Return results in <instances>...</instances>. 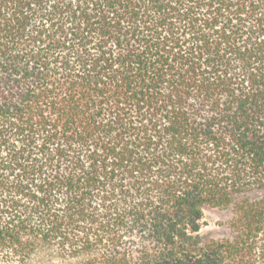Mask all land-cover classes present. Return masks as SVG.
<instances>
[{
	"label": "trees",
	"instance_id": "trees-1",
	"mask_svg": "<svg viewBox=\"0 0 264 264\" xmlns=\"http://www.w3.org/2000/svg\"><path fill=\"white\" fill-rule=\"evenodd\" d=\"M0 264H264V0H0Z\"/></svg>",
	"mask_w": 264,
	"mask_h": 264
},
{
	"label": "rangeland",
	"instance_id": "rangeland-1",
	"mask_svg": "<svg viewBox=\"0 0 264 264\" xmlns=\"http://www.w3.org/2000/svg\"><path fill=\"white\" fill-rule=\"evenodd\" d=\"M228 216V209L217 207L207 208L204 214L206 224L203 226L202 232L209 236H222L225 230L221 224L227 220Z\"/></svg>",
	"mask_w": 264,
	"mask_h": 264
}]
</instances>
